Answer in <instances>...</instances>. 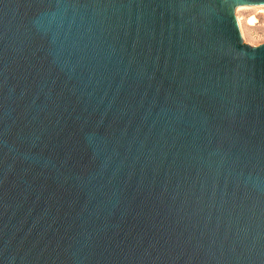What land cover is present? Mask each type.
<instances>
[{"label":"water","instance_id":"1","mask_svg":"<svg viewBox=\"0 0 264 264\" xmlns=\"http://www.w3.org/2000/svg\"><path fill=\"white\" fill-rule=\"evenodd\" d=\"M264 0H0V264H264Z\"/></svg>","mask_w":264,"mask_h":264},{"label":"rangeland","instance_id":"2","mask_svg":"<svg viewBox=\"0 0 264 264\" xmlns=\"http://www.w3.org/2000/svg\"><path fill=\"white\" fill-rule=\"evenodd\" d=\"M235 15L240 18L243 42L257 45L264 41V3L239 4Z\"/></svg>","mask_w":264,"mask_h":264},{"label":"bare ground","instance_id":"3","mask_svg":"<svg viewBox=\"0 0 264 264\" xmlns=\"http://www.w3.org/2000/svg\"><path fill=\"white\" fill-rule=\"evenodd\" d=\"M237 5H235L234 6V8H233V13H234V16H235V18H236V20H237V22H238V25H239V32H240V34L242 33V28H241V25H240V18H239V16H237V15H235V7H236ZM253 19V18H252ZM251 20V19H250ZM254 20V19H253ZM251 22V21H250Z\"/></svg>","mask_w":264,"mask_h":264}]
</instances>
